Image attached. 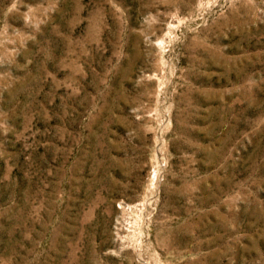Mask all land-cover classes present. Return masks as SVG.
<instances>
[{
  "label": "rangeland",
  "instance_id": "1",
  "mask_svg": "<svg viewBox=\"0 0 264 264\" xmlns=\"http://www.w3.org/2000/svg\"><path fill=\"white\" fill-rule=\"evenodd\" d=\"M0 264H264V0H0Z\"/></svg>",
  "mask_w": 264,
  "mask_h": 264
}]
</instances>
